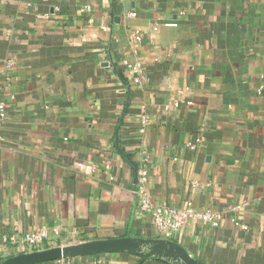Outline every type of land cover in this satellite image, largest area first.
I'll list each match as a JSON object with an SVG mask.
<instances>
[{"label": "crops", "instance_id": "obj_1", "mask_svg": "<svg viewBox=\"0 0 264 264\" xmlns=\"http://www.w3.org/2000/svg\"><path fill=\"white\" fill-rule=\"evenodd\" d=\"M2 105L0 260L27 232L166 239L146 175L154 205L222 217L168 239L191 258L264 264V0H0Z\"/></svg>", "mask_w": 264, "mask_h": 264}, {"label": "water", "instance_id": "obj_2", "mask_svg": "<svg viewBox=\"0 0 264 264\" xmlns=\"http://www.w3.org/2000/svg\"><path fill=\"white\" fill-rule=\"evenodd\" d=\"M128 252L143 258L163 259L173 264H200L177 243L168 239L117 238L65 246L46 247L0 260V264H45L66 259Z\"/></svg>", "mask_w": 264, "mask_h": 264}, {"label": "built area", "instance_id": "obj_3", "mask_svg": "<svg viewBox=\"0 0 264 264\" xmlns=\"http://www.w3.org/2000/svg\"><path fill=\"white\" fill-rule=\"evenodd\" d=\"M171 26V25H169ZM4 105L0 106V118L4 120ZM191 149L195 148V145L190 144ZM147 176L141 178V185L139 195V205L141 210L149 212L152 216L153 226L156 234L166 239H171L178 233L184 230V228L193 221L201 220L214 226L218 225L221 220V216L208 210L205 212H195L192 209L191 204L188 208L179 209L166 205H154L147 192L146 186ZM59 231H55L56 236H60ZM12 243L18 245V248H22L24 252H30L33 250H39L45 248L49 243V234L47 231L40 232H27L23 236L17 238L14 236L11 238Z\"/></svg>", "mask_w": 264, "mask_h": 264}]
</instances>
